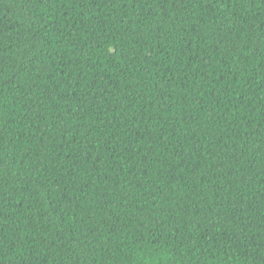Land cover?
<instances>
[{
    "label": "trees",
    "instance_id": "1",
    "mask_svg": "<svg viewBox=\"0 0 264 264\" xmlns=\"http://www.w3.org/2000/svg\"><path fill=\"white\" fill-rule=\"evenodd\" d=\"M0 264H264V0H0Z\"/></svg>",
    "mask_w": 264,
    "mask_h": 264
}]
</instances>
